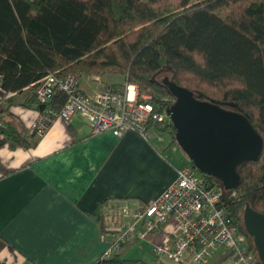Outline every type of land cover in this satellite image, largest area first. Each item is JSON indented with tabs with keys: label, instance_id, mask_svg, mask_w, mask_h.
<instances>
[{
	"label": "trees",
	"instance_id": "trees-1",
	"mask_svg": "<svg viewBox=\"0 0 264 264\" xmlns=\"http://www.w3.org/2000/svg\"><path fill=\"white\" fill-rule=\"evenodd\" d=\"M73 72L123 76L114 88L137 84L164 115L152 126L170 145L177 142L166 109L174 100L165 76L199 100L247 117L262 150L237 167L240 182L233 197L224 190V203L255 253L242 213L245 203L264 213V0H0V97L30 87L24 104L40 110L35 89L42 79ZM65 100L57 92L51 103L59 109ZM0 133V146L28 149L39 138L10 125ZM128 256L119 251L93 264H154Z\"/></svg>",
	"mask_w": 264,
	"mask_h": 264
},
{
	"label": "crops",
	"instance_id": "crops-1",
	"mask_svg": "<svg viewBox=\"0 0 264 264\" xmlns=\"http://www.w3.org/2000/svg\"><path fill=\"white\" fill-rule=\"evenodd\" d=\"M104 75L116 74L87 75L90 79H81V89L94 95L101 84L124 81L102 79ZM29 94L26 87L0 97V128L10 125L33 133L39 109L36 103L24 104ZM165 134L154 129L149 140L135 131L121 137L110 132L92 135L87 121L75 115L71 121L56 119L41 136L36 135L38 142L32 148L6 141L0 146V260L93 264L100 259L108 247L100 240L104 207L147 203L175 179L177 169L188 164L179 166L165 156L175 145ZM153 236L129 244L132 247L124 253L152 259ZM228 257L227 251L217 250L203 264H232Z\"/></svg>",
	"mask_w": 264,
	"mask_h": 264
},
{
	"label": "built area",
	"instance_id": "built-area-1",
	"mask_svg": "<svg viewBox=\"0 0 264 264\" xmlns=\"http://www.w3.org/2000/svg\"><path fill=\"white\" fill-rule=\"evenodd\" d=\"M82 73L64 77L48 76L35 90L36 100L43 107L33 124V132L41 136L56 119L71 121L81 116L96 135L110 132L121 137L127 131L139 132L149 140L152 121L161 122L164 115L154 111L146 94H140L137 84L125 82L122 87L100 85L94 95L80 87ZM94 79H100L95 76ZM57 92L66 95L56 109L52 101ZM174 98L169 97L168 100ZM1 127V125H0ZM2 137L0 133V138ZM231 190L230 197L235 195ZM224 188L213 178L202 175L194 166L176 170L175 179L154 199L139 207L127 203H111L104 207L100 240L108 247L102 258L119 252L128 242L137 245L148 234L151 252L157 264H202L218 248L227 251L232 264H256L253 250H248L225 205ZM137 225H141L137 229Z\"/></svg>",
	"mask_w": 264,
	"mask_h": 264
},
{
	"label": "water",
	"instance_id": "water-1",
	"mask_svg": "<svg viewBox=\"0 0 264 264\" xmlns=\"http://www.w3.org/2000/svg\"><path fill=\"white\" fill-rule=\"evenodd\" d=\"M162 83L174 98L166 114L175 129L178 146L200 173L218 179L224 190L237 187V167L257 160L262 150V138L250 121L241 113L199 100L167 76ZM242 218L255 253L264 264V213L245 203Z\"/></svg>",
	"mask_w": 264,
	"mask_h": 264
},
{
	"label": "rangeland",
	"instance_id": "rangeland-1",
	"mask_svg": "<svg viewBox=\"0 0 264 264\" xmlns=\"http://www.w3.org/2000/svg\"><path fill=\"white\" fill-rule=\"evenodd\" d=\"M83 75L84 74H82V77H81L82 81H85L86 79H90L89 77H87L86 74L84 76ZM102 79H120V81H121V79H123V77L121 75H119V74H116V75H104L102 77ZM165 135L168 136L167 134H165ZM165 156L171 157L172 161L176 162L179 166H180L181 162L189 163V159L187 158V156L183 153V151L179 148V146L177 144L173 145L171 147V149H169L168 152L165 154ZM129 247L131 248L132 246L129 245V244L124 245L122 247L123 248L122 251L126 252V250H128ZM141 252H143V251L141 250ZM142 255L145 256V259L150 260V262H152L154 264H157L153 258L151 259L149 256H146L144 254H142ZM228 259H230V258L228 257Z\"/></svg>",
	"mask_w": 264,
	"mask_h": 264
},
{
	"label": "bare ground",
	"instance_id": "bare-ground-1",
	"mask_svg": "<svg viewBox=\"0 0 264 264\" xmlns=\"http://www.w3.org/2000/svg\"><path fill=\"white\" fill-rule=\"evenodd\" d=\"M50 75H54V74H48V75H46V76L42 79L40 85H39L38 87H36L35 90H37V89L41 86V84L43 83V81H44L48 76H50ZM54 76H55V75H54ZM63 77H64V76H63ZM168 108H169V107H168ZM168 108H167V109H168ZM167 109H166V110H167ZM170 122H171V121H170ZM171 124H172V123H171ZM148 126H150L149 128L151 129V133H153L155 127L152 126V122L149 123ZM135 132H137V131H135ZM137 133H139V132H137ZM151 133H150V134H151ZM139 135H140L141 137H143L140 133H139ZM149 136H150V135H149ZM177 145H178V144H177ZM179 148H180V147H179ZM180 149H181V148H180ZM183 153H184V152H183ZM184 154H185V153H184ZM185 155H186V154H185ZM223 207L227 210L229 216L233 219V222H234L236 228L238 229L237 224H236V220H235V218L233 217L232 213L228 210V207H227L226 205H224ZM243 210H244V209H243ZM242 215H243V213H242ZM242 222H243V218H242ZM243 227H244V225H243ZM246 232H247V231H246ZM238 233L243 237V240H244V243H245L247 249H248V250H251V249L248 247V245H247V242H246V239H245L244 235H242L239 231H238ZM247 234H248V233H247ZM248 235H249V234H248ZM249 236H250V235H249ZM251 239H252V238H251ZM252 242H253V241H252ZM126 244L135 245V242H134V241H128ZM126 244H125V245H126ZM217 250H223V251H226V250L223 249V248H218V249L215 250V252H216ZM215 252H214V253H215ZM213 255H214V254H213ZM260 261H261V260H260ZM261 263H262V261H261ZM202 264H203V263H202ZM256 264H259V263H258V260L256 261Z\"/></svg>",
	"mask_w": 264,
	"mask_h": 264
}]
</instances>
